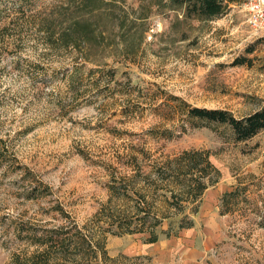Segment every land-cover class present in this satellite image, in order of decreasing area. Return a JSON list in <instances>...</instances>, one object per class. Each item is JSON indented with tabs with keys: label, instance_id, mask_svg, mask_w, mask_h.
Returning a JSON list of instances; mask_svg holds the SVG:
<instances>
[{
	"label": "rangeland",
	"instance_id": "374dc122",
	"mask_svg": "<svg viewBox=\"0 0 264 264\" xmlns=\"http://www.w3.org/2000/svg\"><path fill=\"white\" fill-rule=\"evenodd\" d=\"M161 1H0V264L47 258L39 239L60 226L104 239L109 264H165L149 255L148 234L127 227H139L140 206L174 215L154 173L195 149L211 153L220 178L195 216L182 203L195 225L175 237L195 236L206 252L176 264H264V129L240 143L220 135L226 127L156 137L179 132L183 101L236 117L260 109L264 30L249 25L246 0L215 20Z\"/></svg>",
	"mask_w": 264,
	"mask_h": 264
},
{
	"label": "trees",
	"instance_id": "16d2710c",
	"mask_svg": "<svg viewBox=\"0 0 264 264\" xmlns=\"http://www.w3.org/2000/svg\"><path fill=\"white\" fill-rule=\"evenodd\" d=\"M22 1L24 0H16V2L23 4ZM236 1L239 0H163L158 4V7L163 2V4H168L172 10L175 8L181 9L185 18L215 20L226 14L231 8L230 4ZM2 21L4 19H1L0 16V23ZM254 49V45L250 46L247 48V52L251 53ZM248 60L249 58H243L239 61L245 63ZM90 71H98V68H92ZM173 99L178 100L180 98L173 97ZM180 101L183 100L180 99ZM182 103L184 106L177 110V114L181 117V129L178 130L179 132L165 129L162 134L155 135L156 137H159V139L175 138L180 133L187 131L188 128L206 127L217 132L218 128L226 127L229 133L220 135L222 137L229 136L233 142L240 143L241 141L254 138L264 129V105L260 109L255 110L254 113L236 117L227 108L192 106L185 101ZM210 157L211 153L209 151L183 150L180 154L166 159L162 165L158 166L156 169V171L158 170L157 174L153 169L154 174L159 178L158 181L163 183L161 184V186L163 185L161 187L162 191L165 190L163 195L166 196L169 204L168 208L173 209L172 213L174 215H161L155 210L153 204L147 203V206L139 205V210L143 212V215L137 217L139 227L134 226L135 228H131V223H129L127 227L128 233L140 231L148 234L146 242L152 243L158 241L161 234L167 237L177 236L182 230L193 228L195 225L194 217H191L188 212H184L188 206H184L182 203L185 201L191 204L193 207L191 206L190 212L195 216L198 213L197 204L201 202L202 195L211 185L219 182L220 171L213 164ZM131 167L140 171L143 170L141 159L137 155H134ZM235 194L236 189L225 192L222 195V202L231 199ZM169 218L167 229L162 228L164 221L166 219L169 220ZM66 227L60 226L58 229H54L50 235H44L39 239L40 244L46 247L44 253H49L47 258H37L31 262L32 264H85L86 260H89L88 255L84 252L87 247L94 253V262L89 261L91 262L89 264H109L108 259H113L108 253L104 239L96 238L93 240L80 229L77 230L75 236H72L70 234L71 231Z\"/></svg>",
	"mask_w": 264,
	"mask_h": 264
},
{
	"label": "crops",
	"instance_id": "0c3cea01",
	"mask_svg": "<svg viewBox=\"0 0 264 264\" xmlns=\"http://www.w3.org/2000/svg\"><path fill=\"white\" fill-rule=\"evenodd\" d=\"M190 229L182 230V233H189ZM185 239V242L178 239L175 236H170L167 238H160L156 242H152L149 244L151 246L149 255H154V259H156L157 263L163 262L165 264H176L179 262L180 258L182 261L186 263H190L192 260V256L198 258L200 255L203 256L206 252V245L205 242L202 240V245L204 249L196 250L193 249L197 245V237L194 236L193 240L190 238L189 234ZM180 255V256H179Z\"/></svg>",
	"mask_w": 264,
	"mask_h": 264
},
{
	"label": "built area",
	"instance_id": "2783aa9c",
	"mask_svg": "<svg viewBox=\"0 0 264 264\" xmlns=\"http://www.w3.org/2000/svg\"><path fill=\"white\" fill-rule=\"evenodd\" d=\"M247 20L255 30H264V0H246Z\"/></svg>",
	"mask_w": 264,
	"mask_h": 264
}]
</instances>
